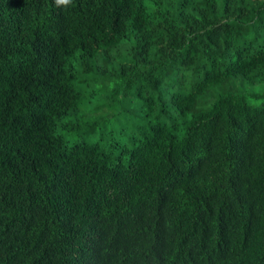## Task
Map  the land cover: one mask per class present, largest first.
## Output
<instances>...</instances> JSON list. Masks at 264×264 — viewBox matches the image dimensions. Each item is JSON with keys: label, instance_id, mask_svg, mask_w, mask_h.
Segmentation results:
<instances>
[{"label": "trees", "instance_id": "trees-1", "mask_svg": "<svg viewBox=\"0 0 264 264\" xmlns=\"http://www.w3.org/2000/svg\"><path fill=\"white\" fill-rule=\"evenodd\" d=\"M257 84L264 0H0V264H264Z\"/></svg>", "mask_w": 264, "mask_h": 264}, {"label": "rangeland", "instance_id": "rangeland-1", "mask_svg": "<svg viewBox=\"0 0 264 264\" xmlns=\"http://www.w3.org/2000/svg\"><path fill=\"white\" fill-rule=\"evenodd\" d=\"M93 89V87H92ZM237 90L239 92H242L243 94H249V92H254V93H260L264 91V84H257L254 86H245V85H238ZM225 93L226 91H218V93ZM102 95V92L100 91H95L94 92V98H99ZM86 96V94H83V97ZM85 99V98H84ZM247 102L252 105V106H258L260 104V100H251L247 99ZM92 104H95V101L92 100ZM125 105L129 106V103H125ZM123 106V104H121ZM92 107L91 104L82 106L78 109V112L76 114L78 121H83V119H80L79 117L85 112H87V108L90 110ZM114 111L110 112V115H114ZM132 114V113H131ZM135 114V113H134ZM118 120L114 121L112 124H107V130L111 132V136L113 138L114 143L116 144H122L124 139L127 137V133L133 130V127L138 124L137 119H132V118H127V120H124L122 116L117 117ZM76 117H68L61 122L57 123V128H56V134L61 136L67 144H73L75 142H81V141H87L86 137L83 134H80L79 132H74V131H66L64 129H59V125L61 123H66L70 124L71 122H75Z\"/></svg>", "mask_w": 264, "mask_h": 264}, {"label": "clouds", "instance_id": "clouds-1", "mask_svg": "<svg viewBox=\"0 0 264 264\" xmlns=\"http://www.w3.org/2000/svg\"><path fill=\"white\" fill-rule=\"evenodd\" d=\"M57 4H68L70 0H56Z\"/></svg>", "mask_w": 264, "mask_h": 264}]
</instances>
